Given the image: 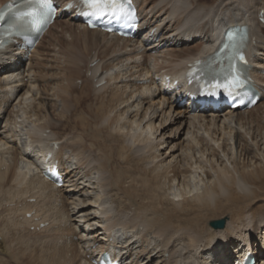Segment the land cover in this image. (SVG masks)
Instances as JSON below:
<instances>
[{"label":"bare ground","instance_id":"6f19581e","mask_svg":"<svg viewBox=\"0 0 264 264\" xmlns=\"http://www.w3.org/2000/svg\"><path fill=\"white\" fill-rule=\"evenodd\" d=\"M135 1L144 31L134 38L88 28L79 0H58L60 14L32 57L19 39L0 49V264L44 252L39 259L52 264H93L105 252L121 264H244L264 254V218L248 229L244 206L264 179V113L252 116L264 107V0ZM242 25L262 97L244 111L203 106L188 65L213 56L227 28ZM60 26L53 50L34 64ZM55 60L63 72L51 73L46 97L38 68ZM176 124L187 131L178 153L176 143L164 149L175 139L161 132ZM54 164L62 187L45 176ZM225 209L223 229L207 226ZM39 225L52 247L28 256L34 249L25 254L20 231ZM62 233L78 239L59 241Z\"/></svg>","mask_w":264,"mask_h":264},{"label":"rangeland","instance_id":"374dc122","mask_svg":"<svg viewBox=\"0 0 264 264\" xmlns=\"http://www.w3.org/2000/svg\"><path fill=\"white\" fill-rule=\"evenodd\" d=\"M61 30H62V27L60 26V27H57V29H55V35H56V37L55 36H53L52 37V35H54V34H52V35H50L51 37H52V39L50 38V36L49 37H47L46 38V40L44 41V43H43V46L41 47V49H39V51H41V52H39V51H37V56L36 55H34L33 56V63L35 64L36 62H35V60H37V61H42L43 62V60L46 58V55L47 54H49L48 53V50L50 51V50H53V45H54V43H57V41L59 40V36H57V34H59L60 35V33H61ZM54 39V40H53ZM62 41H64V40H62ZM62 41H61V44H62ZM48 42V43H47ZM36 49V48H35ZM35 49H33V50H31V52H30V54H29V57H32V55L33 54H35L34 53V50ZM45 53H47V54H45ZM45 62V61H44ZM61 61L60 60H55L54 62H52V61H49L48 62V64L49 65H53L54 67H56L59 63H60ZM69 62H70V60H69ZM67 63L68 65H71V63ZM53 66H44L43 68H41V66L38 68V69H40L41 71V73L39 72L38 73V75H39V82H40V84H41V86H42V81H43V85L46 87H42V89H43V91L44 92H46V93H48V95L45 93V96L46 97H49L50 96V91H49V86H51L50 85V80H49V78L52 76V74H55V73H53V72H55V71H57V73L58 72H61L62 71V67L60 66V67H56L55 68V70L53 71V69H54V67ZM86 65L85 64H81L80 65V67H82L83 68V72H84V70L86 69V67H85ZM58 68V70H56ZM36 70H37V68H36ZM65 70H66V68H65ZM76 71V70H75ZM63 72V71H62ZM52 73V74H51ZM42 74V76H40ZM85 75V72L82 74V77H85L84 76ZM44 77H48L47 79L45 78L44 79ZM41 78H43L42 79V81H41ZM49 80V81H48ZM46 81V82H45ZM25 82V81H24ZM78 85H79V87H81L82 86V84H83V80L81 79V80H78L77 82H76ZM47 89V90H46ZM76 93H78L76 96H77V98L79 97V93H81V92H76ZM89 98H87V96H85L84 97V99H83V102L84 101H90L93 97H94V94L92 95V97H90V96H88ZM91 102V101H90ZM56 104H58L59 106L62 104V101L60 100V99H57V103ZM58 105H55L54 104V106H55V108L56 109H59V107H58ZM54 106H53V108H51V109H53L54 110ZM84 106H85V104H84ZM48 107V106H47ZM46 107V108H47ZM50 109V108H49ZM264 113V107H262L261 109H260V111H258V112H254L253 114H252V116H253V118H256V117H258V116H261L262 114ZM261 114V115H260ZM260 118V117H259ZM262 124L264 125V122H262ZM1 125H2V120H1ZM99 125V124H98ZM99 126H101V125H99ZM177 124L176 125H171L169 128H165V130H162L161 132L162 133H167L168 135L169 134H171L172 136H173V138L172 139H175V140H172L173 142L170 144V140L168 139V138H166V141H167V143L164 145V149H166L167 148V146L169 145V146H171L173 143H176V147H175V153H178L179 152V148L181 147V140L183 139V138H185L186 137V135H187V131L185 132V130H183V128L180 130L181 132H179L178 131V128H177ZM253 127H254V125H253ZM257 128V127H256ZM19 129L20 130H22L19 134H18V136H19V142H21V146H23V152L25 151V149H26V147L25 146H27L26 145V141H25V138H26V133H27V130L24 128V127H19ZM183 130V131H182ZM257 132H259V133H262L263 134V136H260L259 138L260 139H262V137H264V126H263V128L259 131V130H257ZM256 132V133H257ZM26 134V135H25ZM14 135V134H13ZM13 135H11L12 137H13ZM20 135H22V136H20ZM15 137V136H14ZM13 137V138H14ZM115 145V144H114ZM87 146V145H86ZM143 146V145H142ZM116 151V150H115ZM67 152V151H66ZM138 154H140V152L138 153V152H136V155H138ZM66 155H68V154H66ZM116 158H117V156L115 155V157L113 158V160H114V162H115V164H119L120 162L118 161V160H116ZM134 160H137L138 158H133ZM242 161H244V160H242ZM255 161V160H254ZM259 161V160H258ZM258 161H255L256 163H259ZM117 162V163H116ZM246 162H248L247 160H246ZM24 164L25 163H20V165H23L24 166ZM94 176V175H93ZM93 176H91V177H93ZM201 188V187H200ZM86 194H88V192L86 193ZM244 206H245V208H247V211H248V213L250 214V219L248 218V217H246V219L248 220V221H250L249 222V226H248V229H251L252 228V226L253 225H258V224H260L261 223V221H263V220H261V218H264L263 216H264V179L263 180H261V181H259L258 183H256L255 185H254V193H253V195H252V198H249V199H247V200H245L244 201ZM221 208H223V207H221ZM223 212H221V213H218L216 216H211L209 219H208V221H207V226L209 225L208 223L212 220H219V219H223V218H226L227 220H228V218L232 215V210L231 209H225V210H222ZM66 225L67 224H62V225H60V227L58 228L57 226H55L56 228H55V230H58V229H60V228H64V227H66ZM214 229V228H213ZM31 231L30 232H27V230H26V228H24V229H22L21 231H20V233H22L24 236H23V239H25V243H29V246H28V248H30V250H26L25 251V254H28L30 251H31V248H32V250H33V252L31 251L29 254H28V256L31 254V253H34V251H35V254L37 255V256H39V253L40 252H42L44 249L46 250L47 248H49V246H50V244H48V243H46V242H44L45 241V237H47L48 235H45V234H47L46 232H41L42 231V229L41 230H37L36 232H34V230H32V229H30ZM250 233H251V231H249ZM257 232V231H256ZM48 233H51V232H48ZM74 234H67V233H62V234H60L59 236H58V239H59V241H62V240H64L65 239V237H66V239L68 240V241H72V242H76L77 241V239H78V236H76V235H74ZM264 237V233L262 234V236H261V239ZM24 243V244H25ZM254 246V245H253ZM50 247H52V246H50ZM256 247V246H255ZM26 247H24V249H25ZM217 249H219L218 247H217ZM226 249V248H225ZM225 249H219V251H221V252H223L224 254H225ZM228 252V251H227ZM43 253V252H42ZM42 253H40V254H42ZM44 254H45V252H44ZM43 254V255H44ZM210 255L212 254V253H209ZM209 254H207V258L210 256ZM43 255H41L42 257H43ZM46 255V254H45ZM44 255V257H46ZM209 255V256H208ZM218 254H216L215 256H217ZM258 255H259V257H258ZM41 256H39V257H36L35 258V260L33 261H31L30 260V258H28L27 259V257H24V258H22V260H21V262H22V264H42V262H43V264H52V262H50L48 259H46V258H42V259H39ZM37 258H38V260H37ZM257 258H259L260 259V262H261V260L264 258V254H262V253H260V254H257ZM47 260V262L45 261V260ZM235 259H237V257L235 258ZM41 260V261H40ZM44 260V261H43ZM234 260V259H233ZM232 258H230V260L229 261H231L230 263L232 264Z\"/></svg>","mask_w":264,"mask_h":264},{"label":"snow or ice","instance_id":"6c2138e0","mask_svg":"<svg viewBox=\"0 0 264 264\" xmlns=\"http://www.w3.org/2000/svg\"><path fill=\"white\" fill-rule=\"evenodd\" d=\"M35 2L44 6L41 12L42 16L46 15L52 8V0H35ZM83 3L93 10V14L105 15L106 13H111L115 18L120 13H125V4L127 0H83ZM4 15L5 13L0 11V19H3ZM228 35L230 36L231 33H228ZM240 59L243 60V56H240ZM247 82L248 81L242 77V73L233 67L232 75L226 77V83L219 86L229 91V94H232L235 89L244 86Z\"/></svg>","mask_w":264,"mask_h":264},{"label":"water","instance_id":"95a60500","mask_svg":"<svg viewBox=\"0 0 264 264\" xmlns=\"http://www.w3.org/2000/svg\"><path fill=\"white\" fill-rule=\"evenodd\" d=\"M227 220L226 218L213 220L210 222V226L214 229H223L226 226Z\"/></svg>","mask_w":264,"mask_h":264}]
</instances>
